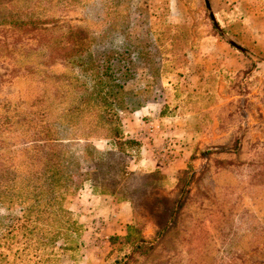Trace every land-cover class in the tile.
<instances>
[{"label": "rangeland", "instance_id": "374dc122", "mask_svg": "<svg viewBox=\"0 0 264 264\" xmlns=\"http://www.w3.org/2000/svg\"><path fill=\"white\" fill-rule=\"evenodd\" d=\"M30 1L35 0H0V122L7 116L15 121L19 118L15 114H32L38 110L37 97L44 93L49 102H56L57 110L51 104L47 107L52 116L72 103L78 85H93L97 74L72 63L77 57L118 51L126 56L133 51L135 75L125 83L126 94L116 98L123 107L122 120L125 112L156 101L162 104L163 116L174 115L176 124L189 127V133L183 132L187 139L173 137L185 141L176 152L168 145L145 151L144 142H154L150 129L156 131L157 124L139 133L142 146L129 164L131 171L142 172L131 176L128 184L132 180L147 187L135 205L129 201L130 223H122L117 231L113 220L116 201H124L121 193L98 194L90 182L67 192L63 206L78 221L75 232L62 228L57 206L26 200L19 193V179L14 194H0V264H114L130 250L124 238L128 226L137 223L154 248L130 264H264V62L222 36L205 0H61L59 7L54 0L53 9L41 12L38 28L31 30L23 19H29V13L38 19L44 3L30 6ZM253 2L249 9L260 17L255 26L264 28V0ZM211 8L230 38L264 58L248 47L252 39H247V32L228 30L212 4ZM72 31H80L81 37ZM74 39L78 40L72 43ZM202 41L231 49L218 60L232 63L209 71L204 85L185 84L192 54L202 48ZM156 42L161 46L155 47ZM60 49L64 52L55 54ZM58 86L64 91L61 103L55 101ZM22 128L19 124L4 131L0 160L23 161ZM9 142L15 145L6 147ZM65 142L72 144L71 151L85 169L89 163L85 140ZM90 142L99 152L110 147L108 139ZM25 167L22 163L19 169ZM121 173L116 171V179ZM183 185L187 189L183 206L168 223ZM116 235L120 240L113 244Z\"/></svg>", "mask_w": 264, "mask_h": 264}, {"label": "trees", "instance_id": "16d2710c", "mask_svg": "<svg viewBox=\"0 0 264 264\" xmlns=\"http://www.w3.org/2000/svg\"><path fill=\"white\" fill-rule=\"evenodd\" d=\"M39 1L44 3V8L36 14L38 19H34V15L29 13L31 15L27 16L29 19H23L24 22H22L25 25H30V30L38 28L37 23L40 20L41 12L47 14L53 9L54 0H35L30 1L29 4L37 6L40 4ZM61 2V0H57L56 7H59ZM32 11L29 10V12ZM125 13L128 15L127 10ZM19 26L21 27V25ZM80 33V31H72L76 37H81ZM77 40L74 39L72 43ZM158 45L161 46L156 42L155 47H159ZM63 52V49L55 50V54ZM131 55L133 56V51L126 56H123V52L119 54L118 51L116 55L111 54L104 57L103 54L88 59H82V56L77 57L72 63L77 61L75 64L79 65L83 72L94 69L97 74L93 77V85H78L77 94L72 103L62 107L56 115L52 116L47 107L48 104H51L57 110L56 102H49L48 96L44 93L37 97L35 106L38 107V110H34L32 114L24 116L15 114V116H19L17 120L13 121L12 116H7L0 122L1 143H3L1 138L4 131L20 124L23 127V139L20 143L24 144V147L20 149L24 154L23 161L17 162L13 157H9L5 161L0 160L2 173H0V194L4 196L14 194L20 179L19 193L24 195L26 200H33L36 204L44 201V204L48 206H57L55 215L63 224L62 228L75 232L79 226L78 221L73 212L63 206V202L67 192L74 193L86 182H90L93 191L98 194L116 195L121 193L123 200L130 201L132 205H135L137 195L146 189L147 183L132 184L131 180V183L128 184L131 176H139V173L142 172V169L131 171L129 162L137 152H140L142 143L137 139L125 137L120 113L123 107L116 102L117 96L126 94L125 83L135 75V69L131 65L134 62ZM159 58L160 60L164 59L161 56ZM29 69L32 70L31 67ZM63 99L64 91L58 86L55 101L61 103ZM95 138L108 139L110 143L108 150L97 151L90 144V140ZM74 139L85 140L84 148L89 160L85 169L71 151L72 144L65 142ZM13 145L15 144L9 142L6 147ZM116 158L119 168H116ZM22 163L26 167L20 170L19 166ZM116 171L122 172L117 179ZM147 173L149 172L145 171L144 174ZM4 178L6 180L2 181ZM186 194V185H183L168 223L175 221L183 206ZM22 207L27 209L24 205ZM42 212H39V215ZM144 230V227L139 223L128 226L123 243L127 244L130 250L124 252L121 257H117L114 264H130L136 257L146 256L153 250L154 246L144 236ZM111 240L113 244H116L120 237L114 236ZM119 251H122V248Z\"/></svg>", "mask_w": 264, "mask_h": 264}, {"label": "crops", "instance_id": "0c3cea01", "mask_svg": "<svg viewBox=\"0 0 264 264\" xmlns=\"http://www.w3.org/2000/svg\"><path fill=\"white\" fill-rule=\"evenodd\" d=\"M253 1L254 0H211V4L218 16V20L221 22V24H223V26H226L228 30L234 31L240 29L242 33L247 32L245 33V35H247V39H252V43L249 41L251 45L248 47L254 52L264 55V47L262 44V42H264V28H256L255 22L260 20V17L258 16L256 18L253 12L254 9H249L250 4L254 3ZM234 2H237V4L233 5ZM226 21H229V23L224 24ZM261 22L262 26L264 27V21ZM238 38L241 42H243L242 36ZM256 39L258 42H255ZM203 43L205 44L203 45ZM203 43L202 48L196 52L194 51L192 54V61L187 67L188 72L183 77V83L185 84L204 85L206 74L209 71L214 69L221 70L224 66L228 67L232 63L227 58L221 62L218 60V58L223 56L222 54L225 49L229 52L232 51L231 49L223 47V50H220L217 48V46L209 45L208 42L204 41ZM244 43L246 44V42ZM232 53L235 54V52ZM232 67L237 68V66ZM189 71L194 73L189 74ZM161 105V103H157L155 101L148 103L147 105H144L134 111L125 112L123 118L124 132L126 134L125 137L139 139L141 137V135L139 136V133L145 131L152 124H157L158 128L153 134L154 142H144L143 146L145 151H151L152 146L154 145L161 148L168 145L171 147V150L176 152L179 150V148H181L180 144H184L185 142L181 139H187L188 136L183 134V132L189 133V127H185L184 125L178 126L176 124L177 117L174 115L163 116L161 114ZM185 121L187 122V118H185ZM178 134L181 135V139H174L173 137L178 136ZM175 160L179 161L181 159L176 158ZM99 198L102 199L101 196H99ZM99 210L100 212H98ZM98 211V213L103 214V209L98 207ZM131 211L132 209L129 201H116V218L113 220V224H116V231L118 228H123L124 225L122 223H130L129 217L131 215ZM97 212H95V215H97ZM95 215H92V217ZM108 228H112L111 225Z\"/></svg>", "mask_w": 264, "mask_h": 264}, {"label": "water", "instance_id": "95a60500", "mask_svg": "<svg viewBox=\"0 0 264 264\" xmlns=\"http://www.w3.org/2000/svg\"><path fill=\"white\" fill-rule=\"evenodd\" d=\"M206 1V5L208 7V10H209V13H210V16L212 18V20L214 21V24L216 26V28L219 30V32L222 34V36L229 42L231 43L232 45H234L236 48H238L241 52L247 54L248 56L256 59V60H259V61H263L264 62V58L262 57H259L257 55H255L254 53H252L250 50L246 49L245 47L239 45L238 43H236L232 38H230L228 36V34L222 29V27L220 26V24L218 23L216 17H215V14L211 8V3H210V0H205Z\"/></svg>", "mask_w": 264, "mask_h": 264}, {"label": "built area", "instance_id": "2783aa9c", "mask_svg": "<svg viewBox=\"0 0 264 264\" xmlns=\"http://www.w3.org/2000/svg\"><path fill=\"white\" fill-rule=\"evenodd\" d=\"M153 132H155V128L150 129V133H153Z\"/></svg>", "mask_w": 264, "mask_h": 264}]
</instances>
